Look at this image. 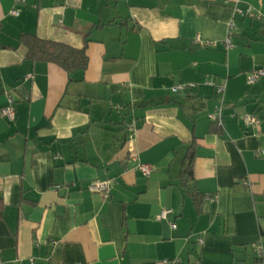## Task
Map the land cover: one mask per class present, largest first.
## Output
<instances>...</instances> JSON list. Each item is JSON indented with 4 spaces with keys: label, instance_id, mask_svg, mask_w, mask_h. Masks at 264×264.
Listing matches in <instances>:
<instances>
[{
    "label": "crops",
    "instance_id": "crops-1",
    "mask_svg": "<svg viewBox=\"0 0 264 264\" xmlns=\"http://www.w3.org/2000/svg\"><path fill=\"white\" fill-rule=\"evenodd\" d=\"M24 35L84 50L87 68L30 60ZM258 69L264 0H0V264H257L264 78H246ZM181 83L197 88L174 94ZM222 100L219 126L209 115ZM109 179V197L88 190Z\"/></svg>",
    "mask_w": 264,
    "mask_h": 264
},
{
    "label": "built area",
    "instance_id": "built-area-1",
    "mask_svg": "<svg viewBox=\"0 0 264 264\" xmlns=\"http://www.w3.org/2000/svg\"><path fill=\"white\" fill-rule=\"evenodd\" d=\"M12 14L17 15L18 13L16 11H12ZM234 28H235V23L232 21L228 27V37L224 40V46L228 51L234 47L231 39ZM193 43L201 48H214L218 44L216 41L204 40L199 35L194 39ZM262 78H264V70L258 69L248 73L246 81L248 85H253ZM206 85L213 88L216 94L220 96H223L225 93L226 84L224 83L218 84L215 80H209L206 82ZM196 88L197 85L195 83H181L173 86L172 92L176 95L190 94L194 90H196ZM15 103H16L15 99L12 96H9L7 105L2 108V112H1L2 116L6 118L9 122L14 121L16 118ZM223 107H224V102L222 100L220 104L217 106L216 111L209 115L210 120L214 123H217L219 126H223V114H222ZM241 120L246 129L259 127L261 123L260 118L257 115H253V114H245L241 117ZM127 128L131 133L134 134L138 128L137 122L136 121L130 122L127 125ZM256 155L264 156V150L257 151ZM137 168L145 177H149L153 171V167L150 164H140ZM113 181L114 180L112 179L105 181L95 180L91 182V184L88 187V190L92 193H101L105 197H109ZM58 188H60V186H58ZM206 200H214V198L206 197ZM173 214L174 212L172 209H163L158 215V220L162 222L163 221L166 222L172 230H175L177 228V225L173 220H171ZM200 242H202V240H200ZM256 255H257V264H264V246L262 244L256 245ZM180 262L181 261L179 259H173V260L164 259L162 261H159L158 264H178Z\"/></svg>",
    "mask_w": 264,
    "mask_h": 264
},
{
    "label": "trees",
    "instance_id": "trees-1",
    "mask_svg": "<svg viewBox=\"0 0 264 264\" xmlns=\"http://www.w3.org/2000/svg\"><path fill=\"white\" fill-rule=\"evenodd\" d=\"M22 41L28 48V58L34 61H44L59 65L69 74L78 70H85L88 66V57L84 50L75 49L67 45L47 41L35 35H24ZM194 148L190 147L186 154V164L182 170L184 186L192 176V161ZM3 208V201L0 198V210Z\"/></svg>",
    "mask_w": 264,
    "mask_h": 264
}]
</instances>
